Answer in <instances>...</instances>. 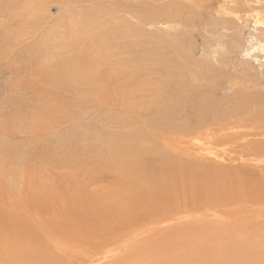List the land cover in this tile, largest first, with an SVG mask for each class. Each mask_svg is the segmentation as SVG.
Returning a JSON list of instances; mask_svg holds the SVG:
<instances>
[{"label":"rangeland","instance_id":"1","mask_svg":"<svg viewBox=\"0 0 264 264\" xmlns=\"http://www.w3.org/2000/svg\"><path fill=\"white\" fill-rule=\"evenodd\" d=\"M216 1L0 0V231L91 201L75 198L89 186L102 206L116 200L118 221L131 213L124 229L142 236L141 248L116 240L106 252L147 264H264V155L219 140V128L191 130L198 118L246 132L237 114L264 98V0ZM165 10L171 21H149ZM227 18L235 23L221 28ZM173 76L170 86L196 95L167 101L175 111L162 117L159 92ZM172 121L190 130L161 126ZM139 149L165 161L138 160ZM197 160L230 177L203 193L187 170Z\"/></svg>","mask_w":264,"mask_h":264},{"label":"bare ground","instance_id":"2","mask_svg":"<svg viewBox=\"0 0 264 264\" xmlns=\"http://www.w3.org/2000/svg\"><path fill=\"white\" fill-rule=\"evenodd\" d=\"M236 5H238V4L236 3ZM176 6L179 7V4L177 3ZM176 6H174V8ZM228 8L231 10L232 14L238 13L237 11L239 9L236 8L235 5L233 7H228ZM171 9H172V7L170 8V10ZM166 11L167 10H165V13L162 11H159V13H157L155 11L153 17L152 16L148 17L149 21L150 22L154 21L157 23H159L160 21H164V20H166V21L170 20L171 21L172 13L166 12ZM224 13H225V11H224ZM218 21L219 22L221 21V24H222L221 28H226L229 24H230L229 25V28H230L231 25H233L235 23L233 18H227V19H222V20H218ZM219 22H215L214 25L216 26V24H218ZM219 25H220V23H219ZM223 73H225V72H223ZM171 75H173V74H171ZM180 80H182V79H180ZM175 81H176V79L173 76L169 83H166L162 86V88H161L162 92H159V93H161L159 96V100H160L159 104L161 102H163V106L159 105L160 109H158V111H155V112H157L158 115L161 114V116H162V114H166V115L170 114V116H172L171 114L174 113L175 110H173V109H175V107L172 106L171 103L168 104L167 101L176 100L185 106L186 105L185 103L188 101V99H191L192 95H194V96L196 95V93L195 94L190 93L192 91L188 88L187 83L185 85L183 83H180L181 86H177V87L169 85V84L175 85ZM198 89L199 88L197 87V91H198ZM207 103H208V101H207ZM212 103H214L213 99H212ZM218 103H219V101H218ZM218 103H216V105ZM251 103L255 104L257 107L252 115L251 114L250 115H244L241 113H240L241 115L239 113L237 114L238 117H242L240 119V121L238 122V124H242V125L249 128V130L246 132L239 133V134H232L231 128L225 124L217 122L216 123L217 125L214 124L215 126H213V124L212 125L209 124L211 121H205V120H201L198 118H197V120H199V121L195 120V122L197 121V123L195 125H193L192 128L191 127L190 128H191V130H197L203 134H206V135H209L212 137H215V135H216V132L214 130L216 128H219V136H218L219 140L237 138L236 142L241 147H243L245 150H247L248 152L257 151L258 153H262L264 155V98L261 96H256L253 98ZM181 104H179V105H181ZM168 105H171L174 108L169 109V107L167 108ZM197 107H199V105ZM153 109H155V108H153ZM203 111H205V110L203 109ZM209 111L211 112V109ZM176 112H178L177 109H176ZM222 116H223V114H222ZM162 117H164V116H162ZM204 117L207 118L208 116H204ZM156 118H158V117H156ZM166 118L167 117H165V119ZM210 119H212V118H210ZM215 119H216V117H215ZM219 120H221V119H219ZM179 121L184 123L182 120H179ZM168 123H167V125L165 124V125H161V126H168L169 131L170 130H177V129L190 130L189 129L190 123L188 124V126L183 124L182 126H179V127L173 121L170 122V124L174 123L176 125V127H174L170 124L168 125ZM160 124H162V123H160ZM179 124H181V123H179ZM181 127H183V128H181ZM192 132L193 131H191V133ZM242 139H245V142H240ZM144 151H147V150L144 149L143 151H141V149H139L140 154H139L138 160H146L150 156V157H153V159L156 158L157 161H162V162L165 161V156H163L162 154L160 156H158L159 154L157 155L155 153H153V155H152V153H151L152 151L150 152L148 150L147 151L148 153L144 152ZM154 161L155 160H153V162ZM206 164L207 163H204L202 160H197V162L192 163L190 166L187 167V170L190 171V178L192 179V181L193 182L196 180L198 181V183H195V185H197V187H198V184H199V185H201L202 189L204 188L206 190V191H203V193H209L211 191L210 190L212 188L211 183L215 182L214 177H223V178H226V176L230 177L229 175H226L224 177V174L221 173L223 176L220 174L219 170L223 171V169H225V167L224 168L223 167H214L213 165H208V164L206 165ZM241 167H245V165L244 166L243 165L238 166L236 169L240 171ZM257 167H259V166H257ZM138 168L141 169L142 165L139 164ZM245 168H247V167H245ZM249 172H250V170H249ZM232 173L233 172L228 173V174H232ZM262 173H263V171H262ZM243 174L245 176V173H243ZM238 175H239V172H238ZM240 175L242 176V174H240ZM232 176H233V174H232ZM234 176H236V173ZM246 177L247 176H245V179H247ZM231 179H233V178H231ZM239 179L240 178H237L236 180H239ZM247 180H245V182L250 181V180H248V181ZM241 181H242V177H241ZM249 183L253 184L251 182H249ZM250 184H249V186H250ZM82 188H84V187L82 186ZM245 188H248V187H245ZM89 190L90 189L88 186L87 191H88V193H91V194H89L87 196H85L87 192L86 191L82 192V190H79L80 192L78 191V194L76 193V196H75V194H74V196H75V198L78 195H79L78 197H80V198L83 196L84 198L86 197V198L91 199V201L85 202V203L81 204L80 206L73 205L74 207H71L69 211H68V209H66L64 211V212L68 211L65 214H62L60 212L61 214L58 217L57 216L55 217L53 214L48 212V213H43L45 215L40 216L38 214L39 216H32L34 219L32 217L28 216V217L24 218L25 220L22 222L21 226L18 229L0 231V244L3 243L2 250L0 248V250H1L0 255L1 256L3 255L2 251L4 253L8 252V256L6 258L4 257V261L1 264H147V263H135L132 261L131 257L128 259V257L125 258L123 256H116V253L106 252V250L114 242H116V240H126L125 246L127 247V250L128 249L131 250V248L134 246V244H136L138 248H141L142 245H138V242H140V238H142V236L141 235H139V236L138 235H132L129 229H124L128 226V223H130L131 213L128 214L127 216L121 218L120 221H118L117 217H114L116 215V213L118 212V210L116 209V200L113 199L112 201H109L108 205L102 206L101 203L99 204V201H102V200L94 198L95 196L92 197V195L94 193L90 192ZM200 191H201V188H200ZM197 194H198V191H197ZM115 196H116V194H115ZM62 199H64V198L62 197ZM64 200H66V199H64ZM64 200H62V202ZM197 200H198V198H197ZM60 201L61 200H59V202ZM70 202H72V201H70ZM55 203L58 206V203L57 202H55ZM55 203H53V204L55 205ZM110 203H112V205L109 206ZM44 206L47 209H49V207H50L47 204L46 205L44 204ZM69 207L70 206H68V208ZM80 209L82 211H80ZM38 210H40V209H38ZM41 211H42V209H41ZM70 211H72V212H70ZM55 214H57V213H55ZM47 215H51V216H47ZM60 218H63V219H60ZM82 221H87L88 224H83ZM16 225H17V222H16ZM11 226H15V224L13 223V225H11ZM130 234H131V236H130ZM145 240L148 244H150L149 239H145ZM170 244L168 243V245H170ZM172 245H174V244H172ZM158 250H161L160 247H158ZM167 255L170 257L172 256V255H169V252H167ZM154 256L155 255H152L151 258L153 259ZM165 259L166 258H161L158 263L163 264L165 262L164 261ZM263 260H264V256H263ZM158 263H152V264H158ZM181 264H183V263H181ZM190 264H192V263H190Z\"/></svg>","mask_w":264,"mask_h":264}]
</instances>
